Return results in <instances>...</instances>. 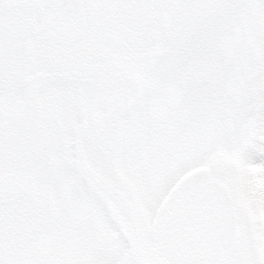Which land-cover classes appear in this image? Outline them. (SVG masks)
Wrapping results in <instances>:
<instances>
[{"label": "snow or ice", "instance_id": "6c2138e0", "mask_svg": "<svg viewBox=\"0 0 264 264\" xmlns=\"http://www.w3.org/2000/svg\"><path fill=\"white\" fill-rule=\"evenodd\" d=\"M0 264H264V0H0Z\"/></svg>", "mask_w": 264, "mask_h": 264}]
</instances>
